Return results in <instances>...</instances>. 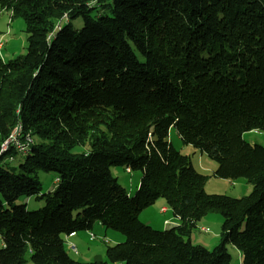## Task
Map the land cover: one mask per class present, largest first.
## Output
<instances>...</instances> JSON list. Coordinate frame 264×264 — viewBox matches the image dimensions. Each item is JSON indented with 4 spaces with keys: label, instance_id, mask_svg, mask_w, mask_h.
Wrapping results in <instances>:
<instances>
[{
    "label": "trees",
    "instance_id": "16d2710c",
    "mask_svg": "<svg viewBox=\"0 0 264 264\" xmlns=\"http://www.w3.org/2000/svg\"><path fill=\"white\" fill-rule=\"evenodd\" d=\"M26 23L29 46L0 57V147L14 129L33 138L19 170L0 155V264H264V0H0ZM83 27L74 26L76 20ZM244 178L245 197L208 194V176L169 141ZM76 148L83 151L74 152ZM113 167L140 172L130 195ZM57 175L42 195L38 173ZM37 196L30 211L22 197ZM165 199L179 225L157 230L141 214ZM221 243L191 241L209 213ZM97 223L125 240L106 261L74 259L73 233Z\"/></svg>",
    "mask_w": 264,
    "mask_h": 264
},
{
    "label": "rangeland",
    "instance_id": "374dc122",
    "mask_svg": "<svg viewBox=\"0 0 264 264\" xmlns=\"http://www.w3.org/2000/svg\"><path fill=\"white\" fill-rule=\"evenodd\" d=\"M74 26L78 29L83 27V21L81 19L76 20ZM0 57L3 60H12L15 57L24 55L29 46L28 34L26 32V23L23 18H13L10 11L1 10L0 8ZM243 138L251 145L258 144L264 147V132L251 131L243 135ZM169 141L173 144L174 148L178 150L182 155L189 156L191 158L194 168L201 174L208 176V181L205 184V191L208 194L225 195L232 198H241L248 196L253 187L246 179L240 178L236 180H224L215 177V171L218 168V164L211 160L205 153L194 148L190 145H184L176 132L175 128H171L169 132ZM83 151L82 148H76L74 152ZM25 157L21 154H17L14 161L11 163L12 167L19 170V165L24 162ZM112 174L119 179L120 184L127 189L130 195L134 196L137 192L141 180L140 172H128L127 169L122 167H113ZM38 179L42 183V195L52 193L57 187V175L54 173H38ZM19 204H27L28 210L35 211L41 209L44 206V201L38 199L37 196L30 198L22 197L18 201ZM165 206L168 210L167 213H160L161 207ZM154 217L152 224L148 223V218ZM142 221L148 225H151L154 229L162 230L163 228L169 229L173 227L175 223V217L172 209L169 207L165 199H159V203L156 207L150 209L147 213H143ZM169 220V225H164V221ZM223 223V217L218 212H212L206 215L198 224L196 229L193 230L194 238L193 243L195 245H201L209 250L213 249L221 243V228ZM208 229L207 232L202 231ZM95 234L98 237L97 246L101 248V251L106 252L108 245H116L121 242H117L120 238L123 242L124 236L118 232L107 230V233L96 231ZM106 238L110 242L104 244L102 239ZM2 239L0 237V249L2 248ZM228 252L231 255L230 264H242V253L232 245L227 246ZM74 259L82 260L83 262H92V258H84L78 254L70 252ZM27 262L25 264H33L31 262L30 255L26 256ZM103 260L106 261V255L103 256Z\"/></svg>",
    "mask_w": 264,
    "mask_h": 264
},
{
    "label": "crops",
    "instance_id": "0c3cea01",
    "mask_svg": "<svg viewBox=\"0 0 264 264\" xmlns=\"http://www.w3.org/2000/svg\"><path fill=\"white\" fill-rule=\"evenodd\" d=\"M0 38H2V36H0ZM159 203V200L151 207H149L148 209H146L143 213H147L150 209H152L153 207H156V205ZM162 209H166V213L168 212L167 208L165 206L161 207L160 213H162ZM140 216V219L142 220V215ZM148 223L152 224L154 217H151V219L148 218ZM167 222V223H166ZM164 225H169V220H165L164 221ZM179 225V220L175 218V223L173 224V226H177ZM151 226V225H150ZM168 229V228H167ZM203 229V228H202ZM162 230H166L165 228H163ZM103 232V233H107V230L104 228V226L102 225V223H97L92 231V233L95 234V232ZM90 233L91 232H81V233H77L73 236L69 237V241L74 243L77 247L78 250V255L82 256L83 259L85 258H92L94 261H99V260H103V256L106 255L105 251H101V248L99 246H97L96 242L97 241H91L90 239ZM193 238H194V234L192 232L191 235V241L193 243ZM117 242H122L121 239L119 238ZM82 261V260H79Z\"/></svg>",
    "mask_w": 264,
    "mask_h": 264
},
{
    "label": "built area",
    "instance_id": "2783aa9c",
    "mask_svg": "<svg viewBox=\"0 0 264 264\" xmlns=\"http://www.w3.org/2000/svg\"><path fill=\"white\" fill-rule=\"evenodd\" d=\"M33 143H34L33 138L29 134H24L23 133V127L21 125H18L14 129V131L10 134L8 139L2 143V145L0 147V155L8 152L10 149H13L14 151H16L17 153H19L21 155H25L28 152L30 146L33 145ZM7 160H8V162H13L14 157L8 155ZM127 171L130 172L129 169ZM58 181L59 180L57 179V182ZM161 212L166 213V209H162ZM202 231L207 232L208 229H202ZM73 235H75V234L73 233L71 236H73ZM69 237L70 236H68L66 239V241H67L66 244H67L69 250L75 254H78V250H77L76 245L69 241ZM90 239H91V241H97L98 237L96 234L91 232L90 233ZM102 242L104 244H109L110 241L106 238H103Z\"/></svg>",
    "mask_w": 264,
    "mask_h": 264
}]
</instances>
